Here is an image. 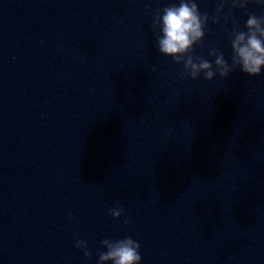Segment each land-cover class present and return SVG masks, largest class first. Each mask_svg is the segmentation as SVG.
I'll list each match as a JSON object with an SVG mask.
<instances>
[{
  "label": "clouds",
  "instance_id": "9594fccd",
  "mask_svg": "<svg viewBox=\"0 0 264 264\" xmlns=\"http://www.w3.org/2000/svg\"><path fill=\"white\" fill-rule=\"evenodd\" d=\"M227 2L233 7L244 8L248 0H220V6L216 10L217 16ZM207 21L208 15L199 12L195 0H179L178 5L172 4L157 10L152 27L159 29L157 35L159 52L164 56L172 57L175 63L182 64L184 74L193 80L198 79L201 73L206 80H212L216 74L220 77H228L237 67L249 76L261 74L264 68V16L249 15L245 24L247 31L240 30L238 26L232 28L231 65L216 49L209 51V55L215 57L214 64L204 57L193 55L194 46L203 41ZM109 212L113 219H118L124 214V208L113 207ZM123 223L128 224L130 221L125 219ZM101 244L106 251L98 252L97 264H107L109 261L111 264H140V244L131 237L119 240L106 238ZM75 247L82 249L86 258L92 256L87 242L79 239L78 236Z\"/></svg>",
  "mask_w": 264,
  "mask_h": 264
}]
</instances>
